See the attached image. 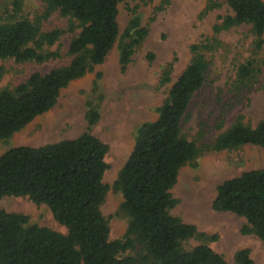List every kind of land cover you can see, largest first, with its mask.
Returning a JSON list of instances; mask_svg holds the SVG:
<instances>
[{
  "label": "trees",
  "instance_id": "trees-1",
  "mask_svg": "<svg viewBox=\"0 0 264 264\" xmlns=\"http://www.w3.org/2000/svg\"><path fill=\"white\" fill-rule=\"evenodd\" d=\"M0 6V60L42 64L58 57L45 48L65 34L74 35L69 64L46 74L34 73L14 89L0 91V141L11 138L37 117L53 109L61 91L102 65L118 43L122 72L149 35L138 13L153 0H42L44 11L35 21L23 15L24 0H4ZM138 2L122 35L119 3ZM231 14L222 16L212 36L190 46L191 59L173 83L168 98L157 109L158 119L140 125L133 151L121 169L115 189L122 193L120 212L128 218L126 234L110 239V225L102 213L108 187L109 146L91 131L100 119V105L88 100L86 131L40 147L20 146L0 156V201L6 196L27 197L45 205L66 233L30 225L29 217L0 207V264H228L210 243L217 234L201 232L171 211L180 171L199 157L232 151L246 145L264 148V119L255 127L237 120L210 143L197 146L182 132L194 95L203 87L210 55L221 46L219 36L249 26L256 48L264 45V0H224ZM219 0H207L206 12L221 9ZM54 14L67 20L66 29L42 30V21ZM148 59H154L153 54ZM173 63L162 71L160 86L172 82ZM256 60L241 64L234 88L251 89L258 82ZM2 75L0 74V77ZM221 127V125L219 126ZM212 207L246 220L242 233L264 243V169L251 170L222 182ZM196 240L197 246L189 242ZM132 255H126L127 253ZM235 264H255L249 249L234 256Z\"/></svg>",
  "mask_w": 264,
  "mask_h": 264
},
{
  "label": "rangeland",
  "instance_id": "rangeland-1",
  "mask_svg": "<svg viewBox=\"0 0 264 264\" xmlns=\"http://www.w3.org/2000/svg\"><path fill=\"white\" fill-rule=\"evenodd\" d=\"M219 1L223 3L222 8L208 13L207 0H153L150 5L141 6L138 13L143 26L149 28V35L127 70H121L117 43L102 65L61 91L53 109L11 138L1 140L0 156L14 147H40L79 137L88 126V100L99 103L100 119L91 132L109 146L106 158L109 168L104 176L108 190L101 209L109 221L110 239H121L129 220L120 212L123 196L114 185L133 151L135 131L140 125L158 119L157 109L190 62V46L212 36V28L219 18L231 14L224 0ZM137 3H119L120 35L131 19L130 9ZM3 4L8 3L0 0V6ZM43 11L42 0H24L23 15L29 20L35 22ZM66 28L67 20L58 14L42 21L45 32ZM73 36L67 33L54 46L45 48L48 52H57L58 57L42 64L0 60V91L14 89L34 73L46 74L69 64L72 57L68 49ZM219 39L221 46L210 55L206 81L192 98L188 117L182 125L183 135L197 146L210 143L237 120L255 127L264 119V45L256 48V38L249 26L224 32ZM149 54L154 55L152 61L148 59ZM248 60H256L260 67L258 82L251 89L237 91L234 88L237 69ZM169 63H173L172 82L160 86L162 71ZM259 169H264V148L259 146L208 153L181 169L171 191L178 200L171 214L195 225L201 232L217 234L219 239L209 245L228 264H235L234 256L241 249L251 251L255 264H264V243L253 234L242 233L246 224L243 217L213 209L216 190L226 180ZM0 207L29 217L30 225L67 232L48 207L27 197L6 196L0 201ZM198 244L196 240L189 242L190 247Z\"/></svg>",
  "mask_w": 264,
  "mask_h": 264
}]
</instances>
